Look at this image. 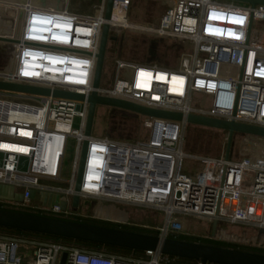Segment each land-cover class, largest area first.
Wrapping results in <instances>:
<instances>
[{
	"label": "built area",
	"instance_id": "built-area-1",
	"mask_svg": "<svg viewBox=\"0 0 264 264\" xmlns=\"http://www.w3.org/2000/svg\"><path fill=\"white\" fill-rule=\"evenodd\" d=\"M46 1L25 13L11 49L12 68L0 71V81L88 96L103 23L93 39L95 18L47 6ZM136 1L114 0L111 31L136 29L180 39L190 45V53L177 69L115 59L113 85L101 88L99 95L184 118L193 114L264 128V28L257 27L264 23V7L225 0H163L168 8L152 28L133 23L139 20ZM104 6L102 0V11ZM114 12L123 14L124 25L113 23ZM159 72L166 75L163 80L156 78ZM194 94L210 98L211 108L193 107ZM0 102L25 111L0 120V185L22 195L21 202L0 200V209L125 226L100 209V204L124 202L163 212L164 225L155 229L160 240L183 236V220L191 217L216 221L214 235L207 238L215 242L220 225L255 230L261 246H238L264 251L263 137H244L239 157L231 149L228 158L224 152L197 156L183 152L185 122L145 118L150 129L145 142L121 132L85 137L86 101L0 92ZM83 141L87 149L78 195L98 202L96 211L85 217L79 205L77 210L70 205ZM33 190L63 195L66 208L32 205ZM64 253V264H174L158 251L136 257L0 234V264H59Z\"/></svg>",
	"mask_w": 264,
	"mask_h": 264
},
{
	"label": "rangeland",
	"instance_id": "rangeland-1",
	"mask_svg": "<svg viewBox=\"0 0 264 264\" xmlns=\"http://www.w3.org/2000/svg\"><path fill=\"white\" fill-rule=\"evenodd\" d=\"M10 1L14 2L15 0H0L1 3H10ZM30 2L34 7L41 4V0H30ZM136 3V8L134 7L133 9L138 12L139 20L133 23L142 24L141 26L143 27L153 28L157 26L168 8V4L163 0H139ZM100 9H102V0H68L67 10L71 14L94 18ZM129 11L130 13L133 12L132 9H129ZM24 18L25 13L22 11L14 10V12H10L6 10L0 13V71L6 68L11 70L12 68L11 49L14 45L12 41H16L15 38L18 37L17 33L23 29ZM257 27L264 28V23L257 24ZM110 36L115 37L116 40L110 41L107 45L106 61L102 69L100 82V87L104 89H110L113 85L115 79V59L145 66L155 65L164 69H177L182 60L190 53V45L183 40L158 37L141 30H115L110 32ZM191 103L195 108L205 110L211 108V99L199 94L192 96ZM77 123L78 120L75 119L73 126L76 127ZM145 124L146 120L144 117L98 106L95 111L92 134L108 133L115 135L114 133L121 132L124 137L145 142L150 136V129ZM244 137L251 138L252 141L256 140L255 137L251 136H233L230 149L236 157H239L240 153L238 152H241L239 150L242 148ZM226 139V132L188 125L182 132L183 152L197 156H218L225 150ZM247 144L251 145L250 143ZM16 191L20 192L18 189ZM39 204L37 196L32 201V205ZM97 205L98 202L96 200L82 199L79 203V212L83 217L90 216L96 211ZM100 206L101 211L106 212V216H113L118 221L122 220L128 223V225H125L127 227L156 232V228L163 227L164 225L165 216L161 211L141 208L124 202L113 204L112 206L110 204H100ZM183 227V236L196 237L201 240L211 236V224L204 221L188 217L183 220ZM256 234L255 230L220 225L217 230L216 239L219 242L237 246H261V241L255 242L257 238ZM31 251V248H25L26 253Z\"/></svg>",
	"mask_w": 264,
	"mask_h": 264
},
{
	"label": "water",
	"instance_id": "water-1",
	"mask_svg": "<svg viewBox=\"0 0 264 264\" xmlns=\"http://www.w3.org/2000/svg\"><path fill=\"white\" fill-rule=\"evenodd\" d=\"M43 1L44 0H41V2ZM225 1L249 5L252 8L256 6L264 7V0ZM20 2L22 3L24 0H20ZM113 2L114 0H105L103 14L104 23L100 30L98 48L95 54L96 62L93 72L92 90L88 96L73 92L50 91L48 89L35 86L5 83L1 81L0 92L33 96H51L53 98L68 99L78 102L86 101L88 104V111L84 129L85 137H89L91 135L96 108L101 106L132 113L144 118L166 120L170 122H185L186 124L192 126L211 128L226 132L227 139L224 150L225 158H228L234 134H245L264 138L263 127L240 124L233 121H225L193 114L184 118L181 113L150 109L125 100L99 95L98 92L101 89L100 82L102 69L106 59L107 45L110 41L116 40L115 37L110 36L111 30L109 27ZM3 104H5V106H9L7 103ZM8 117L12 116H8V114L4 113L2 119L4 120ZM86 149L87 141H83L79 155L76 179L73 187L75 194L70 199V205L73 210H77L80 202L78 193L82 184ZM36 196L39 197L40 202L45 207L59 205L62 210L66 208V198L63 195L33 190L30 194V198L33 200ZM0 200L21 202L22 195L15 191L12 187L0 185ZM0 227L141 252L158 251L160 254L168 257L198 261L202 264H264V254L179 239L166 238L160 240L159 237L154 235L50 218L12 210L0 209ZM215 230L216 221L211 224V236L214 235ZM65 259L66 254L64 253L61 256L59 264H64Z\"/></svg>",
	"mask_w": 264,
	"mask_h": 264
},
{
	"label": "trees",
	"instance_id": "trees-1",
	"mask_svg": "<svg viewBox=\"0 0 264 264\" xmlns=\"http://www.w3.org/2000/svg\"><path fill=\"white\" fill-rule=\"evenodd\" d=\"M17 212L157 236L156 232H149V231H144L138 228L120 226V225L101 222V221H92V220L78 219V218L63 219V217L61 216L41 215L40 213L31 211V210H26V211L22 210V211H17ZM0 234L7 235V236H14V237L35 239V240L44 241V242L62 243L65 245L78 246V247H82L86 249H93V250L104 249L105 251L110 252V253L133 254L136 257L143 255V252L141 251L117 248V247H112V246H104V245H99V244H94V243H89V242L77 241V240H72V239H67V238H60V237H55V236L31 233V232L2 228V227H0ZM178 239L184 240V241H190V242H198V243L213 245V246H218V247L237 249V250L246 251V252L264 254V251L262 250H257V249H253V248H249L245 246H237V245L227 244V243H222V242H215V241L208 240V239L201 240L199 238H196V237L194 238V237H189V236H179ZM170 258L172 259L174 264H193L195 262L192 260H186V259H180V258H173V257H170Z\"/></svg>",
	"mask_w": 264,
	"mask_h": 264
},
{
	"label": "bare ground",
	"instance_id": "bare-ground-1",
	"mask_svg": "<svg viewBox=\"0 0 264 264\" xmlns=\"http://www.w3.org/2000/svg\"><path fill=\"white\" fill-rule=\"evenodd\" d=\"M46 3H47L46 4L47 6L54 7V8L58 7V9H64L65 10L67 8V5H68V0H48ZM32 7L33 6H32V3L30 2V0H27L23 4H20L19 0H15L14 2L10 1V3H1L0 2V13H3L6 10H8L10 12H14V10H16V11H22V12L26 13ZM84 18H93V17L89 16V17H84ZM94 18L95 19L92 21L93 25L91 27L92 30L90 32V35L93 39H96L99 23H104L103 19H99V18H103L102 9H100V11H98L97 16ZM112 18H113V23H115L116 25L118 23L124 25V23H122V20H121V18H124L123 14L114 12ZM112 25H114V24H112ZM15 40L17 41V37L15 38ZM16 41H12V43H15ZM164 77H166L164 72H159L156 78L158 80H163ZM24 112H25L24 110L20 111L19 108H15L11 105L5 106V104L0 103V120H2L4 113L8 114L9 116H13L12 117V119H13V118H17L19 116H23ZM10 118L11 117H8L4 120H11ZM235 135H242V134H234V136ZM242 136H249V135H242ZM251 137H255V136H251ZM108 217L115 219L113 216H108Z\"/></svg>",
	"mask_w": 264,
	"mask_h": 264
},
{
	"label": "crops",
	"instance_id": "crops-1",
	"mask_svg": "<svg viewBox=\"0 0 264 264\" xmlns=\"http://www.w3.org/2000/svg\"><path fill=\"white\" fill-rule=\"evenodd\" d=\"M36 197H37V196H36ZM36 197H35V198H36ZM38 198H39V197H38ZM34 200H35V199H33L32 201H34ZM48 201H49V200H48ZM39 203L42 204V203L40 202V200H39Z\"/></svg>",
	"mask_w": 264,
	"mask_h": 264
}]
</instances>
